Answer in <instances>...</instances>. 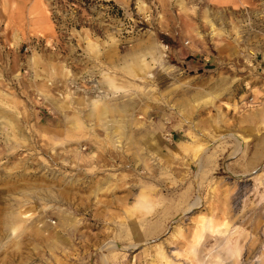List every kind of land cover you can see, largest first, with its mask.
Masks as SVG:
<instances>
[{
  "label": "rangeland",
  "instance_id": "1",
  "mask_svg": "<svg viewBox=\"0 0 264 264\" xmlns=\"http://www.w3.org/2000/svg\"><path fill=\"white\" fill-rule=\"evenodd\" d=\"M0 264H264V12L0 0Z\"/></svg>",
  "mask_w": 264,
  "mask_h": 264
},
{
  "label": "crops",
  "instance_id": "2",
  "mask_svg": "<svg viewBox=\"0 0 264 264\" xmlns=\"http://www.w3.org/2000/svg\"><path fill=\"white\" fill-rule=\"evenodd\" d=\"M217 6H224V10L233 11L241 9V11L249 12L255 18L264 12V0H208ZM172 38L171 35L168 34ZM208 56H202L198 63H204Z\"/></svg>",
  "mask_w": 264,
  "mask_h": 264
}]
</instances>
